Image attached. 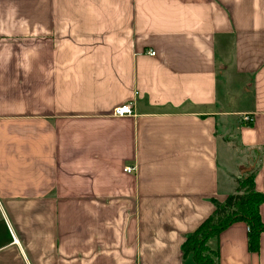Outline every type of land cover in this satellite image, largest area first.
I'll list each match as a JSON object with an SVG mask.
<instances>
[{"label":"crops","instance_id":"crops-1","mask_svg":"<svg viewBox=\"0 0 264 264\" xmlns=\"http://www.w3.org/2000/svg\"><path fill=\"white\" fill-rule=\"evenodd\" d=\"M251 166L264 194V0H0V264H197ZM249 234L218 264H264Z\"/></svg>","mask_w":264,"mask_h":264},{"label":"trees","instance_id":"trees-1","mask_svg":"<svg viewBox=\"0 0 264 264\" xmlns=\"http://www.w3.org/2000/svg\"><path fill=\"white\" fill-rule=\"evenodd\" d=\"M248 124H252V121H248ZM255 173L256 170L251 175L238 179L235 191L224 202L216 203L214 213L186 238L183 250L187 255L192 253L197 264H218V251L212 249L208 242L236 221L247 223L250 229L249 248L259 251L260 234L264 231L260 214L264 194L256 190Z\"/></svg>","mask_w":264,"mask_h":264},{"label":"built area","instance_id":"built-area-1","mask_svg":"<svg viewBox=\"0 0 264 264\" xmlns=\"http://www.w3.org/2000/svg\"><path fill=\"white\" fill-rule=\"evenodd\" d=\"M149 54L155 55V51L151 50L149 51ZM133 113H134V101H130V102L118 105L113 109V114L115 116H126V115H132ZM244 119L247 121H252L251 116H248V115L245 116ZM125 170L127 172H133L135 170V167L129 165L125 167Z\"/></svg>","mask_w":264,"mask_h":264},{"label":"rangeland","instance_id":"rangeland-1","mask_svg":"<svg viewBox=\"0 0 264 264\" xmlns=\"http://www.w3.org/2000/svg\"><path fill=\"white\" fill-rule=\"evenodd\" d=\"M238 148L241 149V151L249 152L250 155L253 157V159L259 162L258 160H259L261 153L258 149L250 150V149L240 148L239 146ZM254 170H255L254 166L241 168L240 173H239V176H240L239 179H243L245 176L251 175L254 172Z\"/></svg>","mask_w":264,"mask_h":264}]
</instances>
